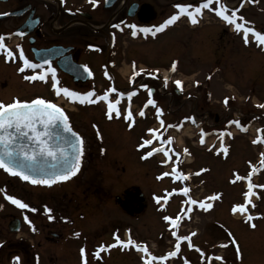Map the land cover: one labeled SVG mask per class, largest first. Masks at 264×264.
Returning a JSON list of instances; mask_svg holds the SVG:
<instances>
[{
    "label": "flooded vegetation",
    "instance_id": "obj_1",
    "mask_svg": "<svg viewBox=\"0 0 264 264\" xmlns=\"http://www.w3.org/2000/svg\"><path fill=\"white\" fill-rule=\"evenodd\" d=\"M262 1L225 0L226 4L227 2L236 4L234 8L228 5L230 9L228 14L236 11L237 22L264 34V28L253 26L245 14L250 7L257 9L259 7L258 11H262L264 9L261 8ZM177 3L195 7L203 3V0H100L95 7L89 0H0V34L5 36L4 44L14 54L12 58H6V54L0 52V100L8 103L13 97L19 98L18 89L9 97L3 96V91L9 84L18 87L19 83L15 79L21 80V72L17 69L22 61L19 59L17 45L22 47L28 59L37 64L40 63L34 58L35 49L58 47L61 53L49 61L50 66L56 69L59 86L80 93L94 90L96 95H102L109 88H115L116 92L109 93V97L113 102L119 101L118 107L122 113L120 117L114 116L108 119L107 102L81 104L78 101H70L63 94L56 95L52 88L51 74L48 75L47 82L53 94L51 101L64 109L73 131L83 138L80 169L70 179L47 186L33 185L20 176L9 174L0 168V205H3L0 207L1 264H84L85 259L87 264H144V260L149 258V253L160 257L175 251L177 241L172 235L173 231L179 236H190V242L195 248L188 245V249L197 251L200 260L207 262V252L196 241L198 230L196 227H188L193 220L190 215L195 210L203 211L198 204L186 203V209L189 211L187 214L184 213L185 216L179 222L178 229L164 221L163 217L169 216L164 210V194H166L163 185L164 176L160 179L157 177L164 173L166 167L155 158L152 162L153 167L159 170L149 176L148 168L144 169L145 162L150 157L146 159L141 157L151 148L140 149L138 147L140 140L133 142L134 150L127 145L131 137L125 138L124 135V131L129 132L130 121L124 119L123 114L130 107L134 121L147 122L145 138L153 139V135L147 130L155 127L156 135L162 140V126L160 122L153 121V118L157 117L156 107L161 102L159 85L160 70L163 65L157 63V66L150 67V72H146V65L141 64L144 60L142 57L150 53L143 48V43L147 40H155L170 29L174 30L182 19L190 22V18L186 14L179 16L176 22L155 36L151 33H143L140 29L158 26L171 15L177 14L179 12L175 7ZM218 6L219 3L214 0L213 5L208 9H202V14L197 15L198 23H191L190 27L201 28L205 15L210 14L209 22L221 26L218 32L219 40L226 31L235 36L239 33L242 35V30L237 32L234 24H229L215 13L213 9ZM209 22H205L204 25ZM116 24H120L121 27L116 28ZM131 24L137 25L136 36L132 35L133 30L129 27ZM19 32H24V35L20 36ZM176 44V41L172 40L171 52ZM122 54L130 59L128 72L125 75L119 73L121 59L118 56ZM58 61L64 68L58 65ZM72 65L82 70L74 69ZM84 65L88 66L91 75L85 71ZM141 69L143 71H140ZM35 71L40 72L43 69ZM134 71L139 74L133 76ZM129 92L135 94L129 98L127 95ZM42 95L31 96L30 100ZM148 99L155 100L156 104L147 105ZM83 108H91V111H85ZM141 110L145 112L143 117L138 115ZM189 114L192 118H197L195 122L192 120L190 122L196 134L195 140L189 143L190 147L217 155L215 145L221 141V132L228 133L232 130L231 124L228 123L232 119L227 118L221 123L209 124L197 117L195 110L190 111ZM218 124L219 126L215 127ZM121 129L124 130L123 133H118ZM201 130L204 133L203 144L200 142ZM226 136L228 135L225 134L223 139ZM121 138L124 139L123 143L127 149L116 148ZM211 142L215 145L211 146ZM159 146L160 143L154 140L151 147ZM184 147L187 145L179 146L177 143L171 145L172 149L179 151ZM175 149L173 156L177 160L175 153L180 152H176ZM187 156L179 157L183 167L181 171L178 165L177 172L190 174L188 180H179V182L185 185L184 188L190 189L189 195L195 200L193 190L196 185L192 181L196 176L186 165V162L192 164L194 160H187ZM6 195H13L30 207L21 209L8 201ZM156 197H160L159 203ZM178 198L185 199L186 202L188 200V196L184 193L182 197L178 194ZM182 205L183 203L180 202L178 206L182 207ZM45 206L51 208L52 212L48 213ZM32 208L37 211L33 212ZM49 214L53 215L54 219L49 220ZM25 216L32 222L31 225L24 219ZM85 223H91L94 227L89 229ZM155 223L157 226L160 223L162 230L156 233V238L153 240L145 234L148 232V226ZM166 224L168 227L171 225V228L164 229ZM129 230L131 238L137 244L146 246L148 253L137 250L133 245L125 248L116 244L114 234L119 235L121 240L127 241ZM77 232L80 233L79 236L74 235ZM193 232L195 235H191ZM138 233L142 236L140 237ZM164 236L167 246L161 249V239ZM185 243L189 242H180V249ZM100 245L105 247L101 249ZM108 245L115 246L107 247ZM81 247L85 248L83 257ZM178 254L167 257L166 262L170 260L172 263L177 260ZM14 257H19V262L14 261ZM165 260H156L152 264H164Z\"/></svg>",
    "mask_w": 264,
    "mask_h": 264
},
{
    "label": "rangeland",
    "instance_id": "obj_2",
    "mask_svg": "<svg viewBox=\"0 0 264 264\" xmlns=\"http://www.w3.org/2000/svg\"><path fill=\"white\" fill-rule=\"evenodd\" d=\"M261 8H264V0ZM258 9L250 7L245 14L253 26L264 28V9L262 11ZM185 21V19L180 20L174 30L170 29L155 40H147L143 43V48L150 53L142 57L144 60L141 64L146 65V72H150V67L157 66V63L163 65L161 72H165L166 67L176 61L177 72L174 75L184 81V89L181 93L177 94L172 87H169V91L160 90L159 92L161 102L157 107L163 110V114L161 117L153 118V121L158 123L161 119L164 121V126L160 125L163 130L162 140L165 141V149H172V143L166 142L167 137H172L174 142L175 134L173 135L168 129H175L176 127H171V125L180 124L181 117L188 116V113L194 110L197 117L209 124L221 123L227 118L239 116L242 119L239 120L240 126L247 130L245 134L232 138L230 143L223 142L228 151L224 157L219 153L216 155L212 152L191 148L189 143L195 140L196 135L192 127H185L183 131L176 133V143L187 145L184 149H188L189 154L187 155L194 160L192 164L186 162V165L196 176L192 182L196 185L193 192L198 195L197 201H202L199 196L213 191L219 193V200L212 201L213 206L204 212L195 210L190 215L193 220L188 224L189 228L196 227L198 230L196 241L207 252V262L201 261L197 256L198 252L188 249L189 243H185L181 246L177 260L172 263L170 260L167 262L165 260L164 264H264V191L257 192L258 200L254 208L258 213L257 218L248 222L244 219H234L230 214L234 203L240 201L243 191L237 176L246 175L248 171L246 164L254 159L256 151L264 146V143H260V146L253 148L252 141L249 140L250 138L255 140L257 137L264 140V130L263 133L258 130L260 127L264 129V108L258 107L264 104V45H260L251 35L246 44L243 35L239 33L235 36L228 33L229 31L222 33L224 36L219 40L218 32L221 26L209 22L211 21L210 14L205 15L201 28L193 29ZM186 22L191 25L188 20ZM205 22L209 23L204 25ZM172 40L177 43L173 46V52H171ZM118 57L121 59L119 73L125 75L128 72L130 59L123 54ZM31 74L33 72L30 70L21 73V80L15 79L19 83L18 87L7 84L8 88L3 91L4 98L13 95L18 89L21 100H30L31 96L43 94L42 98L51 101L53 94L50 92L49 83L29 82L24 79V76ZM196 81H199V84ZM225 97L229 98L227 104L224 103ZM90 109L83 108L85 111H91ZM146 125L147 122L135 120L129 132L123 130L125 138L131 137L130 142L127 143L128 146L134 149L133 142L140 141L142 137L149 139L144 136ZM217 126L219 124L215 127ZM123 131L121 129L118 133H123ZM86 132L88 133V130ZM123 140L121 138L116 148L127 149ZM184 149L181 151L175 149V151L183 153ZM169 155L172 156L173 162L164 164L166 167L163 170L164 173L172 172L173 163L176 167L179 165L182 171L183 165L180 160L175 159L173 152ZM155 158L159 162L166 159L163 152L151 156L145 162L146 168L144 169L148 168L149 176L159 170L153 167L152 162ZM200 169L206 171L197 175ZM259 178L264 185V173H261ZM163 185L168 194H164V198L167 197L164 199L165 212L173 219L177 215L184 217L187 204L185 199L178 198V192L185 185L183 186L179 180H176L174 175L164 176ZM180 202L183 203L182 207L178 206ZM251 223L256 225L255 228L250 226ZM85 226L89 229L94 227L91 223H85ZM148 227L145 235L155 240L156 233L162 230V225L158 223L157 226L155 223ZM166 228H169L167 224L164 225V229ZM139 236L141 237L142 234ZM162 239L160 246L161 249H165L167 246L165 236ZM233 240L236 243L231 244ZM214 254L221 256L220 259L216 261L217 257L212 256Z\"/></svg>",
    "mask_w": 264,
    "mask_h": 264
},
{
    "label": "snow or ice",
    "instance_id": "obj_3",
    "mask_svg": "<svg viewBox=\"0 0 264 264\" xmlns=\"http://www.w3.org/2000/svg\"><path fill=\"white\" fill-rule=\"evenodd\" d=\"M93 7L97 6L100 3V0H89ZM219 3L218 7H215L213 10L215 13L221 17L224 21L229 24H234L235 30L237 32L243 31L244 42L247 44L249 42L248 37L249 34H252L255 40L260 44L264 45V34L260 31H256L253 27H245V24L237 22L236 11H231V14H228L230 9L226 4L225 0H216ZM214 0H203V3H200L198 6L191 7L185 4L177 3L175 5L176 8L179 9L177 14L171 15L168 19H166L163 23L158 26L153 27H144L141 28L140 31L143 33H151L152 36H155L157 33L163 31L169 25H172L176 22L179 16L186 14L190 18V22L193 24L198 23L197 15L202 14V9H208L211 5H213ZM69 11H71L69 9ZM116 28H120V24L115 25ZM129 27L133 30L132 35H137V25L131 24ZM20 36L24 35V32L18 33ZM5 36L0 34V52L6 54V58H12L13 52L11 49H8L4 44ZM19 49V59L22 61L21 66L17 69L18 72H25V70H33V74L24 76L25 80L28 81H36L39 79L40 81L47 82L48 75L51 74L52 78V88L55 90L56 95L63 94L70 101H78L81 104L84 103H94L98 101L107 102L106 108V116L108 119H112L115 117L122 116V113L118 107L119 101L113 102L109 93H115V88H109L102 95H96L94 90L88 91L86 93H80L74 90H70L67 87H60L59 80L56 75V69L50 66V61H43L41 64L34 63L32 60L28 59L22 47L20 45L16 46ZM90 47H94L90 45ZM176 61H173L171 71L176 70ZM45 65H49L45 67ZM135 68V65H133ZM36 69H43V71L36 72ZM84 69L91 75V71L88 69L87 65H84ZM140 71H143L141 69ZM158 71V70H157ZM107 75V73H105ZM136 71L133 72V76L138 75ZM167 77L164 78L165 84L167 83ZM199 84V81H196ZM175 84L177 86L182 85V81L176 80ZM146 87V86H144ZM151 92V90H149ZM135 93L129 92L127 95L131 98ZM123 95V93H121ZM94 97L95 99H91ZM229 98L225 97L224 103H228ZM156 102L153 99H148L147 105H155ZM258 107L264 108V104L258 105ZM157 117H161L163 114V110L159 107H156ZM139 116L143 117L145 112L141 110L138 113ZM123 118L130 121L129 128L133 127V112L131 108L125 110V114H123ZM185 119L194 121L192 117H186ZM229 124L240 125L239 120H229ZM160 124L164 126L163 119L160 120ZM171 127H182V125H171ZM242 130L246 131V128L242 127ZM149 134L153 135V139H144L141 138V143L138 144L140 149H144L146 147H150V151H146L144 155L141 157L142 159H146L154 155L158 152H163L166 159L162 160V164H168L172 161V156L169 155L170 152H174V149H165L164 140H161L159 135H156L157 130L149 128L147 130ZM70 134V135H69ZM232 135V133L221 132V144L220 148L217 149L218 152H223L225 155L227 154V148L223 144L224 135ZM156 140L160 143V147H151L153 141ZM166 142L171 144L173 142L172 137H167ZM200 142L204 143V133L201 130V138ZM256 143L257 141H253ZM188 149L185 148L183 153H175L177 159L181 155H187ZM83 155V138L73 131V128L69 122V118L66 115L63 108L53 103L52 101L46 100L42 97H36L32 100H21L18 97H13L11 102H4L0 100V168H3L9 174L18 175L21 179L25 181H30L33 185H47L51 186L52 184L58 181H65L74 176L80 169L81 157ZM251 163V162H249ZM260 166L264 167V153H261ZM51 168L53 169L50 172L45 171V169ZM28 169L37 172V175L29 174ZM178 169L176 164L173 163V169L171 173H161L158 179L167 175H174L176 180H188L190 178V174H184L180 172L176 175ZM206 171L205 169H200L196 174H200V172ZM257 168L252 169V173H255ZM251 175V173H250ZM237 179H248V177H240L237 176ZM254 185L249 180L248 183V192L244 195L247 197L251 194ZM264 187V186H260ZM186 196H188V200L186 203L189 205H199L201 209H209L213 205L211 203H205V201H197L190 197L189 188L180 189ZM219 198V194H213L211 197L206 198L210 200H215ZM6 199L10 201L12 204L19 206L21 209H28L30 207L29 204L25 203L21 199L16 198L13 195H6ZM164 199H167L165 197ZM157 203L160 202V197H156ZM248 204H251L252 201L248 200ZM163 206V205H161ZM255 207V205H252ZM3 207V205H0ZM33 212L37 211V209L32 208ZM45 210L48 213L52 212L51 208L45 206ZM189 211V209H185V212ZM239 211L240 213H245V219L248 222H251L254 217L251 214H247V209L244 204L234 205L232 208V212L236 213ZM184 217L181 215H177L175 219L169 216H164L163 220L169 222L174 228L179 227V222ZM25 220L31 225V221L28 220V217H24ZM48 219H54V216L49 214ZM67 219V218H64ZM251 227L255 228V224L251 223ZM33 231L35 229L33 228ZM74 235L79 236L80 233H74ZM172 235L176 237V245L175 251H170L166 256L155 257L150 253L149 258L144 260V264H152L153 261L156 260H165L167 257L176 256L180 249L181 241H188L189 246L193 247L190 242V236H179L176 231L172 232ZM191 235H195V233H191ZM116 244L121 245L122 247L127 248L130 245H133L137 248V250H142L145 253H148V249L144 245L137 244L131 238L130 230H129V238L127 241L121 240L119 235L114 234ZM232 243H236L234 240ZM115 245H108L107 247H114ZM226 246V245H225ZM105 246L100 245V248L103 249ZM238 250V249H237ZM82 257L85 254V248L81 247L80 249ZM99 256L100 253L98 252ZM14 261L19 262V257H14ZM217 259H220L217 257ZM84 264H87L86 259L84 260Z\"/></svg>",
    "mask_w": 264,
    "mask_h": 264
},
{
    "label": "water",
    "instance_id": "obj_4",
    "mask_svg": "<svg viewBox=\"0 0 264 264\" xmlns=\"http://www.w3.org/2000/svg\"><path fill=\"white\" fill-rule=\"evenodd\" d=\"M35 22H37L36 19H35ZM60 53L61 52H59L58 47H51V48H48V49H36V50H34V57H35V59H37L38 61L43 63V61H45V60L49 61L51 59H54L55 57L59 56ZM58 65L61 67L62 63H60L58 61ZM62 67L64 68V66H62ZM72 67L74 69H80V67H77V66H73L72 65ZM80 70H82V69H80ZM52 170L53 169H51V168L45 169V171H47V172H50ZM27 171L29 172V174H32V175H37L38 174L37 172H34L31 169H28Z\"/></svg>",
    "mask_w": 264,
    "mask_h": 264
},
{
    "label": "bare ground",
    "instance_id": "obj_5",
    "mask_svg": "<svg viewBox=\"0 0 264 264\" xmlns=\"http://www.w3.org/2000/svg\"><path fill=\"white\" fill-rule=\"evenodd\" d=\"M235 5H236L235 3H230V4H229V6H230L231 8H233Z\"/></svg>",
    "mask_w": 264,
    "mask_h": 264
}]
</instances>
